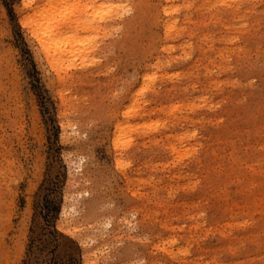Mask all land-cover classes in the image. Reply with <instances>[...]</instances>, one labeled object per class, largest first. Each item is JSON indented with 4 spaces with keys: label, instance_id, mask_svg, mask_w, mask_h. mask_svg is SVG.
<instances>
[{
    "label": "rangeland",
    "instance_id": "obj_1",
    "mask_svg": "<svg viewBox=\"0 0 264 264\" xmlns=\"http://www.w3.org/2000/svg\"><path fill=\"white\" fill-rule=\"evenodd\" d=\"M0 264H264V0H0Z\"/></svg>",
    "mask_w": 264,
    "mask_h": 264
},
{
    "label": "bare ground",
    "instance_id": "obj_2",
    "mask_svg": "<svg viewBox=\"0 0 264 264\" xmlns=\"http://www.w3.org/2000/svg\"><path fill=\"white\" fill-rule=\"evenodd\" d=\"M166 1L169 2L170 0H166ZM48 3L50 4V5L49 4L48 5L51 6L52 3H50V2H48ZM55 4L53 3V5H55ZM171 6L173 7V5H171ZM171 6L170 7H164V13L166 16L170 15V12L172 9ZM47 8H49V7H47ZM51 8H53V6L50 7V9ZM55 9H56V6L53 10H55ZM45 10H46V8H45ZM53 10H52V12H53ZM55 11L57 12V10H55ZM117 14H118V12H117ZM70 15L69 14H61L60 15V13L57 15L54 12V13H51L49 16H46L44 18H42V16L39 15V17L40 16L41 17L40 18L38 17L39 18L38 20H36V19L34 20L35 21L34 25H39V27L37 28V30H33V32L37 34V37H38L37 39H38L39 44L42 48V51L47 55L48 59L53 60L56 65H58L60 63L62 64V62L64 60H67L68 58H71L72 56L77 54L76 53L77 50H75V49H76V46L78 44L82 45L83 49H84V47L87 46L85 50L90 49V42H89L90 40L88 38L85 39V41H81V40H77V38H74L73 36L71 37V39H69V37L67 36L68 32L71 31L72 28L74 30V24H76L77 27L81 26V25H85L84 28L86 31H88V28L89 29L91 28L90 22L88 20H85V19L81 21L79 19H76L77 16L75 18H73V14H70ZM107 15L111 16V15H113V13L108 12ZM100 18H101L100 21L106 20L105 16H102ZM23 23L25 24L26 22L23 21ZM30 23H32V22H30ZM30 23H29V25H30ZM79 49H81V48H79ZM78 56H79V54H78ZM71 60L69 59V61H71ZM71 63H72V61H71ZM73 65H74V63H73ZM58 66L60 67L61 65H58ZM69 66L71 67V64H69ZM64 69L65 68H62V67L60 68V70H64ZM68 169H69L70 175H72L71 164L68 166ZM68 207H69L68 210H70L68 217H70V218L64 220L63 228L66 232L73 235L75 232H77L79 220L76 218V216H77V214H79L81 212V209L78 206L77 200H76V202L69 204ZM64 212H65V210L63 209L62 213H64ZM96 222H98V220H96ZM111 223L113 225L112 221H109V222L105 221L104 228H107V226L111 225ZM126 223L127 222H125V220H121L119 223L115 222L114 230L112 232L117 233L116 230L118 228V225H120L119 227H121V225L126 224ZM93 227H95V226H93ZM102 234L104 235V233H102ZM87 235L89 236V242H92V243L97 242V239H95L96 235H94L93 238H91V234H87ZM100 240L103 241L104 240L103 237H101ZM97 248H98L97 246L91 247L90 252H93V250L97 249Z\"/></svg>",
    "mask_w": 264,
    "mask_h": 264
},
{
    "label": "snow or ice",
    "instance_id": "obj_3",
    "mask_svg": "<svg viewBox=\"0 0 264 264\" xmlns=\"http://www.w3.org/2000/svg\"><path fill=\"white\" fill-rule=\"evenodd\" d=\"M105 7H120L119 5H106ZM99 15V14H97Z\"/></svg>",
    "mask_w": 264,
    "mask_h": 264
}]
</instances>
